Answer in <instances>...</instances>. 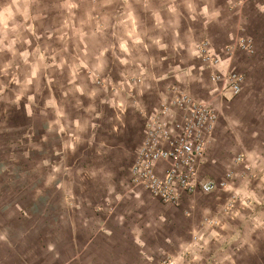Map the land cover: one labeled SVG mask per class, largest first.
<instances>
[{"label": "crops", "instance_id": "obj_1", "mask_svg": "<svg viewBox=\"0 0 264 264\" xmlns=\"http://www.w3.org/2000/svg\"><path fill=\"white\" fill-rule=\"evenodd\" d=\"M107 1L19 0L12 16L0 0V264H264V0ZM204 42L245 74L235 99ZM176 84L219 113L200 177L225 184L179 207L129 181L144 113Z\"/></svg>", "mask_w": 264, "mask_h": 264}, {"label": "built area", "instance_id": "obj_2", "mask_svg": "<svg viewBox=\"0 0 264 264\" xmlns=\"http://www.w3.org/2000/svg\"><path fill=\"white\" fill-rule=\"evenodd\" d=\"M242 48L250 52L251 44ZM201 51L204 62L211 66L210 80L225 85L219 95L226 101L239 96L245 75L218 71L220 60L206 48ZM218 114L215 106L180 85L163 89L152 111L144 113L142 137L130 166V183L158 202L176 207L197 194L209 196L224 187L208 175L200 177L201 168L210 158L209 145ZM227 178L231 180L233 174H227Z\"/></svg>", "mask_w": 264, "mask_h": 264}, {"label": "rangeland", "instance_id": "obj_3", "mask_svg": "<svg viewBox=\"0 0 264 264\" xmlns=\"http://www.w3.org/2000/svg\"><path fill=\"white\" fill-rule=\"evenodd\" d=\"M109 1L113 2L112 4L116 3V2H124V3H129V4H132L134 2H136L137 4H147L148 3V0H108L107 2L110 3ZM77 3H80L81 0H76ZM86 2L88 3H92V2H97L98 4L100 3V0H86ZM67 12H65L66 14ZM115 13V12H113ZM67 18V15H65ZM50 17V16H49ZM75 17L76 19L79 18V17H82V8L81 9H77L76 12H75ZM93 21L95 22V24L97 25V28L99 29V26L102 24V22L104 21L103 19L105 18V12H102L100 11V9L98 10H94L91 12V16H90ZM250 42L246 39H243V38H239L235 45H236V49L239 50L237 51L238 54H241V55H245L246 53H248L247 50L243 49L242 46L243 44H246L248 45ZM251 44V43H250ZM233 47V46H232ZM235 47V46H234ZM203 48H206L207 51L210 53L209 49H208V46H207V43L204 42V43H201L199 44V50H200V54H202V49ZM229 53H232V48L231 49H228ZM211 54V53H210ZM203 56V54H202ZM204 58V57H203ZM238 60V59H237ZM204 61V59H203ZM245 75V74H244ZM91 77H92V80H93V83L96 87L98 88H105V89H108V90H112V91H115L116 90V84L112 81L111 77L110 76H107V75H104V74H101L99 72H96V71H93V73L91 74ZM245 83V82H244ZM244 89V87H243ZM236 98V97H235ZM234 98V99H235Z\"/></svg>", "mask_w": 264, "mask_h": 264}, {"label": "clouds", "instance_id": "obj_4", "mask_svg": "<svg viewBox=\"0 0 264 264\" xmlns=\"http://www.w3.org/2000/svg\"><path fill=\"white\" fill-rule=\"evenodd\" d=\"M18 4H19V0H10V3L7 5L5 11H7L9 15L14 16L15 12L13 11V8L16 7Z\"/></svg>", "mask_w": 264, "mask_h": 264}]
</instances>
